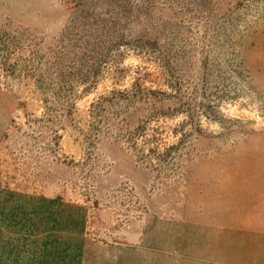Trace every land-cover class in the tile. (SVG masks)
<instances>
[{
  "label": "rangeland",
  "instance_id": "1",
  "mask_svg": "<svg viewBox=\"0 0 264 264\" xmlns=\"http://www.w3.org/2000/svg\"><path fill=\"white\" fill-rule=\"evenodd\" d=\"M0 264H264V0H0Z\"/></svg>",
  "mask_w": 264,
  "mask_h": 264
}]
</instances>
